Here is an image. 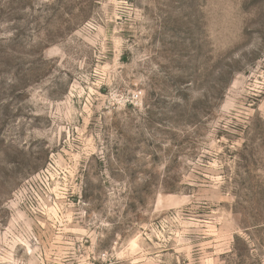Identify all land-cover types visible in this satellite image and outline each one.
I'll return each mask as SVG.
<instances>
[{"label":"rangeland","instance_id":"374dc122","mask_svg":"<svg viewBox=\"0 0 264 264\" xmlns=\"http://www.w3.org/2000/svg\"><path fill=\"white\" fill-rule=\"evenodd\" d=\"M85 261L264 264V0H0V264Z\"/></svg>","mask_w":264,"mask_h":264},{"label":"built area","instance_id":"2783aa9c","mask_svg":"<svg viewBox=\"0 0 264 264\" xmlns=\"http://www.w3.org/2000/svg\"><path fill=\"white\" fill-rule=\"evenodd\" d=\"M133 98L135 99V101H139L141 99V94L136 92L133 95ZM82 264H92L90 261H85Z\"/></svg>","mask_w":264,"mask_h":264}]
</instances>
